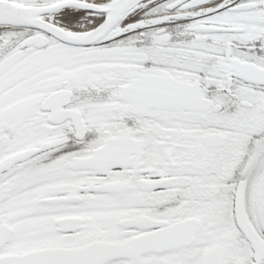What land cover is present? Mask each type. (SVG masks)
<instances>
[{
    "label": "snow or ice",
    "instance_id": "obj_1",
    "mask_svg": "<svg viewBox=\"0 0 264 264\" xmlns=\"http://www.w3.org/2000/svg\"><path fill=\"white\" fill-rule=\"evenodd\" d=\"M0 264H264V0H0Z\"/></svg>",
    "mask_w": 264,
    "mask_h": 264
}]
</instances>
